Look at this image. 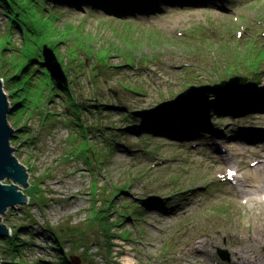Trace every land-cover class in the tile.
I'll return each mask as SVG.
<instances>
[{"label":"rangeland","instance_id":"374dc122","mask_svg":"<svg viewBox=\"0 0 264 264\" xmlns=\"http://www.w3.org/2000/svg\"><path fill=\"white\" fill-rule=\"evenodd\" d=\"M38 12L40 39L54 36L46 44L72 95H40L29 83L31 107L9 112L29 202L4 217L11 233L27 227L20 251L2 240L0 264H54L51 235L71 264H264V0H193L150 12L50 2ZM25 36L0 6L3 79L27 60ZM230 74L249 76L230 98L253 104L236 111L212 93L209 103L176 111L207 130L181 138L134 125L142 124L135 111ZM10 82L11 103L20 95Z\"/></svg>","mask_w":264,"mask_h":264},{"label":"trees","instance_id":"16d2710c","mask_svg":"<svg viewBox=\"0 0 264 264\" xmlns=\"http://www.w3.org/2000/svg\"><path fill=\"white\" fill-rule=\"evenodd\" d=\"M188 1H193V0H0V6L3 8L4 13L10 18L11 24L13 26L19 27L22 34L27 35L24 38V42L30 45V48L27 51L28 52L27 54L28 56L26 58L27 60L23 62V64L20 66L19 69L13 72L10 76H7L3 79V82H5V84L7 80L11 82L13 81L12 83L10 82L13 85L10 86L11 88L10 91L14 92L16 90H19L20 96L18 98H15L13 102H11L10 111L13 112L12 114H18L20 111H22V113H25L31 107V104H29V102L31 101L33 102L34 95L32 94L33 87H31L29 83L37 85L38 87L41 88V90L39 91L40 95L44 90L55 88L52 94H57L62 96L64 95L67 101L71 100L72 94L69 91V87L67 86V84L64 82H59L56 78H53L51 74V69L49 68L48 64H46L45 56L43 54V48L46 43H49L51 40H53L50 38H53L54 36L52 37L51 35H46L45 40L40 39L41 34L43 33L42 32L43 25L41 24L42 21L41 14L40 12H38V10L40 11L41 7L43 9L50 2H54L56 4H65V5L69 4L71 6H75V5L79 6L81 4L91 3L96 7L102 6L107 10H115L118 12H123V11L130 12L132 10H137L140 12L145 10L147 12L148 11L150 12L160 6H163V4H176V3L185 4L188 3ZM28 19L31 20L32 23H30ZM55 42L58 43V41ZM31 62H34L37 65L34 66L32 69H28ZM38 65L39 68H42L40 71H38L37 68ZM34 72L37 73L38 78L37 80L30 81L29 78ZM254 72L258 74L257 70H255ZM254 81L256 82V79ZM34 89H38V88L34 87ZM21 90L23 91V93L21 92ZM245 92H247V90H245ZM252 99L253 101H255V98ZM236 100L231 99L229 96L225 99H222V102L226 106H233L234 108H238L236 111H240V109H244V107L247 106L248 103L253 104V101L250 100V98L248 97L244 99L239 98ZM209 102L210 101H208V103ZM16 105H19L18 109L13 111V107H15ZM257 105H255L254 107L258 108ZM21 115L22 114H20V119H21ZM178 115L179 114L175 111L173 115L169 118L142 117L140 118L142 124L139 125L135 123L134 125L140 127L149 126L148 128L154 127L155 129L171 131L172 133L171 135L178 136L181 138L184 137L186 134H188V132H191V130L204 131L208 129V128L206 129L207 125H204L205 124L204 122L199 121L198 123L195 122L194 124L191 121L190 123H187L182 119L178 118ZM133 118L135 117L133 116ZM136 120L139 121L138 118ZM21 127L22 126H20V128ZM15 136H17V134L14 135V137ZM31 199L32 201L36 200L35 198L34 199L31 198ZM26 227L27 226L25 225L18 226L15 230H12L11 235L6 238L8 246L11 247V252L14 253V251L16 252L20 251V246L22 245V242H20L19 231H22V229ZM49 237L50 240L53 242L52 245L50 246L52 247V249L58 251V256L53 261L54 264H71V261L66 257V255L64 256V254L67 252L64 251L63 249L64 248L63 243L56 236L51 235ZM13 264H28V263L25 260H20L19 262Z\"/></svg>","mask_w":264,"mask_h":264},{"label":"water","instance_id":"95a60500","mask_svg":"<svg viewBox=\"0 0 264 264\" xmlns=\"http://www.w3.org/2000/svg\"><path fill=\"white\" fill-rule=\"evenodd\" d=\"M43 54L46 63L51 69L53 78L60 82L66 81V75L53 48L44 45ZM219 82L213 84L189 85L185 90L172 97H162L160 103L146 107L134 113L147 118H166L172 115L184 104L208 102L211 94L229 96L239 89H243L249 76L225 75ZM62 79V80H61ZM11 103L4 90L3 78L0 77V262L2 258V240L11 235V228L4 222V217L17 205L29 202V195L24 192L28 187L29 172L27 167L20 162L17 145L15 142V130L9 121ZM223 259H230L228 251L218 249ZM75 263L78 256L72 257Z\"/></svg>","mask_w":264,"mask_h":264},{"label":"bare ground","instance_id":"6f19581e","mask_svg":"<svg viewBox=\"0 0 264 264\" xmlns=\"http://www.w3.org/2000/svg\"><path fill=\"white\" fill-rule=\"evenodd\" d=\"M231 99H234V98H231ZM259 108H262V107H259ZM263 150V149H262ZM259 151V153H260V150H258ZM258 169L259 170H261V171H263L264 172V169L263 168H260L259 166H258ZM263 169V170H262ZM245 180V179H244ZM262 183L261 184H259L258 186L262 189V188H264V177H263V179H262V181H261ZM242 191H245V190H242ZM199 253H201V255L203 256V255H205L206 254V252H199ZM253 258H254V256H252ZM240 258V257H239ZM251 259V264H253L254 263V261L256 262V260L254 259H252V258H250ZM224 260H226V259H224Z\"/></svg>","mask_w":264,"mask_h":264}]
</instances>
